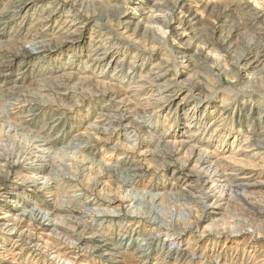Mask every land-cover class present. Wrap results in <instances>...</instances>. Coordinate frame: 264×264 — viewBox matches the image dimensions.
Wrapping results in <instances>:
<instances>
[{
  "label": "rangeland",
  "instance_id": "374dc122",
  "mask_svg": "<svg viewBox=\"0 0 264 264\" xmlns=\"http://www.w3.org/2000/svg\"><path fill=\"white\" fill-rule=\"evenodd\" d=\"M52 3L54 10L48 6ZM138 3L139 0H0V144L3 146L0 148V157L10 156L19 149H32L36 141L46 140L49 144L43 146L42 150H45V155H50L51 159L49 165H44L46 167L38 165L39 162H30L35 169H39V174L35 170H29L31 165L27 163H21V168L28 169L22 171L23 175L20 174L18 164L1 167L0 182L2 181L4 190L0 193V219L8 215L9 218L2 222L7 223L9 228L0 231V264H63L53 257L55 255L52 256V243L49 244L51 249L45 247L44 242L47 239L53 243L61 241L60 247H68V251L74 255L80 254L79 250L72 249L64 239H59L50 231L38 230L37 235L36 232H28V225L32 223L21 213L29 209L30 203L42 206L45 203L66 210L67 207L79 206L92 199L102 201L110 193L114 197L125 196L126 192L121 186L131 178L128 171L134 166L141 168L140 172H143L139 190L154 185L157 189L155 193L163 194L165 199L154 204L138 193L140 198H137L140 200H134L135 205L134 202H131V205L137 209L135 213L141 216L132 215L130 203L126 202V205L117 210L120 213L119 218L89 219L92 227L100 229L102 235L113 236L112 238L118 243L122 242V245L130 244L131 240L136 243L129 246L127 252L125 249L118 250L120 254L112 256L111 261L91 257L86 264H253L256 258H251L249 251L254 250L251 247H255L260 256L264 254V235L259 239L246 241L248 249L243 256V250L236 251L237 245L234 241L224 247L225 237L220 239L222 244L215 248L207 246L203 238H197V241L190 245L185 236H179L174 245H169L166 237L159 231L162 228L152 222L156 216L158 221L172 220L175 224L180 222L191 229L187 230L186 234L189 235V232L193 237L209 231L206 223H198L199 210L193 206L189 194L185 191V185L193 180L183 186L175 184L181 173L179 168L187 165L183 154L176 156L173 148L163 143L175 130H180L186 139L208 142L212 135L211 128L223 114L222 108L226 106L225 112L229 113L226 124L236 122V127L242 125L244 133L240 137L250 130L255 134L263 131L264 106L259 103L243 104L242 99L244 93L249 91H253L254 99H264V67L253 72L256 77L254 88L252 86L247 89L244 84L236 81L235 75L238 73L237 64L242 55H264V0H144L141 6ZM15 5L20 8L14 10ZM51 12L53 14L48 20L40 22L42 17ZM74 12L78 13V23L82 24L76 33L65 24L68 15ZM154 15L162 16V21H154ZM131 16L133 23L127 24ZM67 27L70 28L69 31L61 36V32ZM33 42L37 43L39 51L27 53L31 48L30 43ZM154 47L156 48L152 49ZM99 50H104L113 62L110 68L106 66L103 75L88 67L91 61L88 56ZM179 52L188 53L194 59L191 69H182L177 73L174 61L168 57H174ZM145 55L149 57L145 59ZM162 60L172 66L168 68L170 78L172 81L176 79L177 83V89L167 96L189 94L201 99L202 103H198V109L207 107L205 116L200 113L196 115V127L189 128L185 124L186 117L190 115L189 109L192 108L186 105H190L195 98L187 104H181L180 107L185 106L188 110L178 114L175 111L179 100L173 98L166 103L162 102L161 107L154 113L151 112L150 117L142 115L146 118L142 122L148 129H140L133 126L134 123L127 126L138 117L134 114H127V118L121 119V127H105L109 121H104L114 114L113 111L119 110L123 115L122 111L124 112L127 106L135 108L133 104L122 102L127 99V89L124 87L125 81L122 82L116 77L118 75L114 73L113 65H122L118 71L123 72L120 76L129 79L136 76V80L138 77L141 80V76H145L154 64L161 63ZM192 69L199 75V80L188 79L189 74L193 73ZM105 80L111 84L101 83ZM205 80L211 82L210 87H207L209 84H206ZM199 81L202 84H199ZM225 89H233L228 96L234 101L221 105L222 99L219 96L223 95L222 90ZM206 98L210 100L208 104ZM138 103L141 104V101ZM101 111L107 115L101 116ZM136 113H139L138 110ZM130 115H134L133 118H130ZM58 117L62 119L61 125L60 122H55ZM166 117H170L172 121L166 122ZM246 120L254 124L251 129L247 128ZM113 124L119 125L117 122ZM169 124L174 125L173 128L168 127ZM206 125L212 127L205 129ZM196 130L199 132L196 133ZM147 132L150 134L147 135ZM135 135L144 139L142 138L141 144L136 148L130 150L128 146L133 143L129 141L135 139ZM159 137H163L164 141L160 143ZM217 141L218 138L214 137L211 144ZM73 155L80 161L84 159L95 162V170L89 180H84L81 173L69 170V157ZM187 167L188 170L191 169V166L187 165L184 170ZM50 168L53 170L51 173ZM74 176L76 180L72 187L76 189H63L66 179ZM34 177L39 182L36 186L31 183ZM46 181L49 186L56 185L64 197L61 196L58 200V196L42 190V184ZM106 185L111 189L109 193L102 190ZM192 185L195 187V184ZM13 194L19 195L20 208L11 203L18 200ZM237 204L231 206L226 215L217 217L219 224L225 222L226 226L231 227V223L237 224L245 220L244 207ZM106 205L107 203L102 202L100 208H105ZM191 210L195 212L194 218L186 217ZM148 214H151L152 220L148 219ZM15 225L16 229L11 232L9 229ZM41 236L43 239L40 240ZM209 237L211 239L213 235ZM149 239H153L155 243L148 246L152 248L147 258H139L138 247L145 244L144 240L150 241ZM33 243H39L41 247L34 250ZM38 249L40 251L37 252ZM175 249H179V255H176ZM189 250L190 254L194 255L192 258L187 256ZM161 253L164 258H157Z\"/></svg>",
  "mask_w": 264,
  "mask_h": 264
},
{
  "label": "bare ground",
  "instance_id": "6f19581e",
  "mask_svg": "<svg viewBox=\"0 0 264 264\" xmlns=\"http://www.w3.org/2000/svg\"><path fill=\"white\" fill-rule=\"evenodd\" d=\"M139 2L140 3H138V4H139V6H141L144 3V0H139ZM48 6L51 10H54L53 3L48 4ZM19 8H20L19 6L17 7L15 5L13 9L18 10ZM133 9L137 10V8H133ZM52 14H53V12H51L48 15H45V17H42L43 19H40V22H43L44 19L48 20L49 17L52 16ZM77 15H78L77 12L70 13L68 15L66 21H65V24L66 25L68 24V26H70V28H72L74 33H76L80 29L79 26L82 25L81 23L80 24L78 23L79 17ZM152 17H153L154 21H157V22L162 21V19H163L162 16H158V15H154ZM128 19H131V20L130 21L128 20L129 22L127 24H132L133 22H131V21L133 20V17L131 16ZM173 20H175V19H173ZM164 24L167 25V29H168V24H166V22ZM181 24H183V23H181ZM181 24H179V25H181ZM70 28L67 27L66 29H63V32H61L60 35L61 36L65 35L66 31H69ZM128 28H130V27H127V29ZM138 28H139V25L136 26V29H138ZM163 28H165V27H163ZM167 29L166 30L163 29V31L165 30V32H166ZM163 35H164V33H163ZM30 45H31L30 46L31 48L29 50H27V53H32L33 51H39V48L37 47V43L33 42V43H30ZM155 48L156 47H154L152 49H155ZM94 53L95 54L92 55V53H91L88 56V58H91V61H90V64L88 67H92L93 69L97 70V73L99 71L100 75H103V73H105L106 66H107V68H110L109 66H112L113 62L111 59L108 58L109 56L107 55V53L104 50H101V51L99 50V51L94 52ZM147 57H149V56L145 55L144 58L146 59ZM217 57H219V56H217ZM168 58H172L171 60L174 61L173 65L175 66L174 68H176L178 70L177 73H180L182 71V69L184 71L185 70L188 71L189 69H191V66L193 65L192 59H194V57H190V55H188V53H185V52H179L178 55H176L174 57L169 55ZM143 61H146V60H143ZM168 63L169 62L162 60L161 63L158 62V64H154L152 66V68L150 67L151 71H149L145 76L140 77L141 80L139 79V77H138V80H136V78H137L136 76L133 78H130V79L128 77L120 76V73H123V72L122 71L118 72V71L122 67V65H119V66L113 65V67L115 66L113 68V71L115 74L118 75L116 77H119L122 80V82L125 81L124 87L127 89V93H126L127 99L122 100V102L125 101L127 104H133V105H135V108L132 109V108H129L127 106L125 108V111L124 112L122 111L123 115L120 114L119 110L114 109L115 110V111H113L114 114L110 115L109 118L108 119L106 118L107 120L104 121V122L109 121L105 124V127H108V126L114 127V128L121 127L123 125V122L121 121V119L127 118L126 117L127 114H134L138 117H136L133 120L131 119L133 122H129V124L127 126H131L134 123L133 126H138L140 129L141 128L148 129V127L142 122L143 120L146 119L144 117H148V116L150 117L152 113H154L158 108L161 107L162 102L166 103L173 98H178V100H179V102L176 105V111L174 110L176 112V114L180 113L181 111H187L188 109H186L185 106L180 107V105L183 103L187 104V103H189V101L192 98H195L194 101L190 105L189 104L186 105V106H190L192 108L189 109L190 119L188 116L187 117L185 116L186 117L185 124L189 128H191L192 126H194V128L196 127L195 126L196 124L194 121L196 115L200 113V115L202 114V116H205V113H207V110H206L207 107H205V108L201 107L198 109L197 108L198 105L202 103L201 99H199V98L197 99L195 96L192 97V95H189V94H187V95L182 94L181 96L176 95V97L167 96V95H170L171 92H173L174 90L177 89L175 87L177 84L176 79L172 81V78H170V74H169L170 70L169 69L172 66L171 65L168 66L167 65ZM203 64L206 65L204 62H203ZM263 64H264V55H260V54L254 55L252 53L242 55L239 58L238 64H237L238 65V71L237 70L236 71L238 73L235 75L236 81L239 82L240 84H244L247 87V89L251 88L252 86L254 88V85L256 82V80H255L256 77L253 74V72L259 71V69L261 67H264ZM207 65H208V63H207ZM193 69H194V67H193ZM193 69H192L193 73L189 74L188 79L191 81L193 79L199 80V78H198L199 75L196 74ZM203 78H204V76H203ZM200 79H202V77ZM206 82H205L206 84H209V86L207 85V87H210L211 82H209V80H207ZM101 83H103L104 85L111 84V82L106 83V80L102 81ZM198 83L202 84L201 81H199ZM232 90L233 89L222 90L223 95L219 96V97H221L220 99H222L221 105H226L227 102L229 103V101H234V100H232V98H230L228 96V93L232 92ZM252 92L249 91L247 93L245 92L244 93L245 95L243 94L244 95V97L242 99L243 104H245V103H251V104L259 103V105L262 104L264 106V99L263 98L260 100L254 99V97H253L254 95ZM216 98H218V95L216 96ZM206 99H207L206 102L208 104L210 102V100H208V98H206ZM139 101H141V104L138 103ZM118 105H120V104L118 103ZM137 110L139 113H136ZM225 110H226V106H224V108H222L223 114L218 118V120L217 119H216V121L214 120L215 124L213 125V127H212V125H209L210 128L212 127L211 128L212 131L209 130V131H211L212 135L210 136L208 142H205V141L200 140V139H193V138H190V139L187 138L186 139L183 135H181L180 130L178 132L175 130V132L170 137H167V140H165V142H163L164 140L162 141L163 137H159L160 143L163 142L167 145H170L173 148V152L176 154V156H180L183 154V156H185V158L187 159L186 164L188 166H191V169L189 168L190 170H188V167L186 170H184L187 165H183L182 168H179L178 171H180L181 173H180L179 177L175 180V184H181L183 186L187 182H189L190 180H193V182L185 185V191L189 194L190 200L194 204L193 206H195L197 208V210H199L198 223L199 222L200 223H206L207 224L206 226H207V228H209L208 229L209 231L208 232L205 231V232L201 233L199 236L193 237V235L189 232H188L189 235L186 234L187 230H191V229H189L188 227H185V225L181 224L180 222L179 223L177 222L175 224L172 220H170V221L166 220L167 222L165 220L158 221L157 216L155 215L156 219L155 218L153 219L151 217V214H150V216L148 214L149 218H148V216H147V218L148 219L151 218V220L152 219L155 220V221H152L153 224L155 226H158L159 228H162V230H159V231L162 234V236L166 237L169 245H174L176 243V241L180 238L179 236H185V238L188 239V241L190 242V245H191V243L194 244L197 241V238H201V239L203 238V240L205 239L204 242H207L206 243L207 246H211L213 248L220 246L223 241H224V243H223L224 247H226V245L228 243L230 244L234 241L235 244L237 245L236 251L243 250V256H245L247 249H248V244L246 241H251L254 238L259 239L264 235V128L260 134H255L254 131L250 130L249 133H245V135L243 137H240L244 133V131H242L243 126L239 125L236 127V125H235L236 122L235 123L230 122L227 125L226 122H228V120H229V113L225 112ZM106 115L107 114L105 112L101 111V116H106ZM134 115H130V116H132L130 118H133ZM142 115H144V117H142ZM233 116H234V114H233ZM175 118H177V117H175ZM165 120H166V122L172 121L170 117H166ZM175 120H177V119H175ZM175 120H173V121H175ZM246 121H247L246 122L247 128L251 129L254 124L252 125L251 122H249L248 120H246ZM55 122H60L59 125H61L62 119L58 117L55 119ZM113 122H117V123H119V125L115 126V124H113ZM172 124H173V122H172ZM220 124H222V125H220ZM225 124L227 126H225ZM197 125H198V123H197ZM173 126L174 125L169 124L168 127L173 128ZM206 126L207 127H205V129H209V126L208 125H206ZM221 126H223V127H221ZM96 127H98V126H96ZM96 130H97V128H96ZM143 131L145 132V130H143ZM100 132H101V130H100ZM197 132H199V131L196 130V133ZM132 133H134V132L132 131ZM149 134H150V132H147V135H149ZM232 134H235V135H232ZM237 134L239 136H237ZM214 137L218 138V141L214 142V144H211L213 142ZM129 138H130V136H129ZM134 138L135 139L132 138V141H129V142L133 143L131 146H128V149H130V150L136 148L139 145V143L141 144L143 137L140 138L138 135H135ZM40 139H42V138H40ZM106 139H107V137H106ZM108 140H110V139H108ZM1 142H2V140L0 139V143ZM46 144H49L48 142H46V140L45 141L44 140H38V141H36V143L34 144V147L32 149H19L15 153H12L10 156L0 157V173H1V167L2 166L6 167L7 164L11 165L12 163L14 165L15 164L20 165V166H18V165L17 166L19 167V171H20L21 175H23V172H25L23 170H28V169H25L23 167L21 168V163H23L25 165L27 163L28 165H31L29 170H35L37 172L39 171V169H35V167H33V165H32L33 162H39L40 164H38V165H40L41 167H46L44 165H49L51 163L50 155H45L46 154V153H44L45 150H44V152L42 150L43 146H45ZM210 145L213 148L216 147V149L211 148ZM2 147H3L2 144H0V148H2ZM96 147H97V145H96ZM51 149H52V147H51ZM51 149H48V150L51 151ZM248 153H251L252 155L249 156ZM21 159H23V161L20 162ZM79 161L80 160L77 157H74V155L72 157H69L68 167L69 168L71 167V169H69V168L68 169L74 170V172L76 171L77 173H81L82 174L81 176L83 177L84 180H89V178L92 177L93 172L95 170V165H96L95 162H90L91 160L87 161L84 159H83V161H80L82 163H80ZM30 162H32V163H30ZM169 165H172V164L169 163ZM141 170L142 169L138 168L137 166H134L131 169H129L128 172L131 173V176H130L131 178L129 180H127L126 182H124L121 186V189H123V191L126 192L125 196L114 197V196H111L112 193H110V195L106 196V198L104 197L105 199L102 201H99V200L97 201L96 199H92L91 201L83 203L82 205H79V206L67 207L66 210H62V209L56 208L54 206H51V205L45 204V203H43V206L42 205H35L32 203L28 204L29 209L24 210L21 213V215H23V217L28 218L27 220L29 221V223L30 222L32 223V224L28 225L29 230L27 229V231L30 233L36 232V235H37L38 230L39 231H45V232L50 231L51 234L56 235L57 237H59V239H64L67 242L66 244L70 245L72 247V249L79 250L80 254L77 253V255H74L68 251V247H67V249L60 247L61 241H60V243H56L55 241L53 243L47 239L46 242H44L45 247L47 246L50 248L49 244L52 243L51 244L52 245V251H54L53 252L54 254H52V256L55 255L53 257H56L59 261H62L63 264H75L78 262H80L81 264H86L87 262L89 263V260H91V257H98L103 261L105 259L111 261L112 256H115L119 253L118 250H120V249L124 250L125 249L126 250L125 252H127V250L130 249L129 246H133L136 243V241L131 240L130 244L127 245L125 243L124 245H122V242L121 243L116 242L112 238L113 236H110V235L104 236V234L102 235V232L100 229H95L94 227H92V224L89 222L90 221L89 219L92 220L93 218H96V217H100L101 219H104L106 217L113 218V219L119 218L120 213L117 210L119 208L123 207V205L126 202L130 203L129 206L131 207L132 212H133V213L132 212H130V213L132 215L136 214L135 216H139L140 215L139 213H135L137 209L135 210V207H134V205H135L134 200H137L140 198L138 193H140L142 197H145V198L153 201L154 204H155V202H160L164 198V195L160 194V193H155V191L157 190L156 186L152 185L151 187L149 186L146 189H142L141 191L139 190L140 189L139 184L141 182L140 178L143 177L142 176L143 172L142 173L140 172ZM52 171L53 170L51 169L50 173ZM38 174H39V172H38ZM127 176H129V175H127ZM69 178L70 179H66V181L63 183V189L64 188L76 189L75 187H72V185H74L73 184L74 180H76L75 179L76 176H74V178L73 177H69ZM192 178H194V179H192ZM31 183L34 184V186L39 184V182L35 179V177L31 179ZM192 183L195 184V187H194V185H192ZM0 184H2V185H0V193H1L4 190L3 189L4 185H3L2 181L0 182ZM111 186H112V184H111ZM41 189L47 191L48 194H52L55 197L58 196L57 197L58 200H60L61 196L64 197L63 192H60L61 190L60 191L57 190L56 185L49 186L47 181L43 182ZM59 189H61V188H59ZM109 189H110L109 186L106 185V186H104V188L102 190H104V192H106V193L107 192L109 193L110 192ZM56 190L58 192H56ZM13 195H15L16 199H18V200H16L15 202L11 201V203L19 206L18 205L19 199H20L19 195H17V194H13ZM137 197H139V198H137ZM147 199H146V201H148ZM102 202L104 204L107 203V205H106L107 207L100 208ZM131 202L132 203L134 202V205H131ZM237 203H239V205L241 204V206L244 207V210L246 213L245 220L243 222H237V224L231 223V225H232V226L230 225L231 227L226 226L227 224L225 222L223 224H219L220 220L217 219V217L223 216V214L226 215L227 213H229L230 207L233 206L234 204H237ZM139 205H141V203H139ZM17 206H15V207L18 208ZM19 208H20V206H19ZM139 208H140V206H139ZM190 209H192V208H190ZM193 210H191L189 212V215L186 217L194 218L195 212ZM62 213H65L66 215L63 216ZM140 213H142V212H140ZM19 216L20 215H18V217ZM7 217H8V215L4 216L0 219V231L5 230L4 228H9V226L6 225L7 223L2 222V220H4ZM184 220H186V219H184ZM177 221H178V219H177ZM193 221H196V220H193ZM11 222H13V221H11ZM13 224H14V222H13ZM221 226H226V227L223 229H219ZM15 229H16V225L14 227L12 226L9 230L11 232H13ZM163 230L167 231V233H165ZM170 231H172V233H169ZM42 234H43V232H42ZM212 235H213V238L209 239L210 238L209 236H212ZM223 237H225V239L223 241L220 240ZM243 237H244V239H243ZM39 239L41 240V239H43V237L39 238ZM241 239H242V241H241ZM157 241L160 242L159 239H157ZM144 242H145V244L140 245L137 249V251H138L137 255L140 254L139 258H147L146 256L149 253V250L152 248V246H150V247H148V246L155 243L153 239H151L150 241L144 240ZM239 242H240V244H239ZM31 244H32V242H31ZM35 244H37V243H35ZM38 244L34 245V243H33L34 246H32V245L31 246L35 250L36 248L41 247ZM25 247H27V246H25ZM251 248L254 249V250L249 251V253L252 255L251 258L252 259L256 258V260L253 261V264H264V254L262 253V255L260 256L258 254V250L255 247H251ZM38 251H40V250L38 249L37 252ZM174 251L176 252V255L180 254L179 249H175ZM187 253L189 254V255H187L188 258H192L194 256V255L192 256L190 254L191 253L190 250ZM249 253H248V255H249ZM40 254L41 253H39L38 256H40ZM121 254H123V253H121ZM163 256L164 255L161 253V254H159V257H157V258H164ZM113 260H115V259H113ZM115 264H117V263H115ZM119 264H121V263H119Z\"/></svg>",
  "mask_w": 264,
  "mask_h": 264
}]
</instances>
